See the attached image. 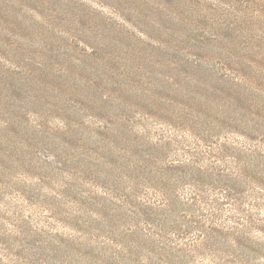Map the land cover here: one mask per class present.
<instances>
[{"label":"rangeland","instance_id":"rangeland-1","mask_svg":"<svg viewBox=\"0 0 264 264\" xmlns=\"http://www.w3.org/2000/svg\"><path fill=\"white\" fill-rule=\"evenodd\" d=\"M0 1V264H264L263 9Z\"/></svg>","mask_w":264,"mask_h":264},{"label":"trees","instance_id":"trees-1","mask_svg":"<svg viewBox=\"0 0 264 264\" xmlns=\"http://www.w3.org/2000/svg\"><path fill=\"white\" fill-rule=\"evenodd\" d=\"M4 2H5V0L3 1V3ZM45 3H47V0H43V3H39V5L44 6ZM67 3H69V0H58L57 5H59V7L61 9H64V8H66ZM8 5H9V2H8ZM10 5L13 7L22 8V10L26 7L29 11H31L35 15H39L40 8L37 5V0H11ZM252 6L255 8L259 7L260 9H263V11H264V2L262 3L261 0H252ZM6 7H8V6H6ZM6 7L4 4L2 5L1 1H0V33L1 34L6 33V31L10 32L11 29L14 27V25L12 23L7 22V18L10 17L11 15H13V13L10 12V9H8V11H6ZM79 16H80V14L78 13L77 17L79 18ZM5 26H6V29H5ZM100 51L103 52L104 49H101ZM142 208L145 211L150 210L147 206L143 207V205H142Z\"/></svg>","mask_w":264,"mask_h":264}]
</instances>
